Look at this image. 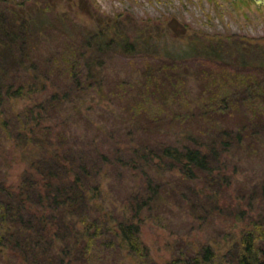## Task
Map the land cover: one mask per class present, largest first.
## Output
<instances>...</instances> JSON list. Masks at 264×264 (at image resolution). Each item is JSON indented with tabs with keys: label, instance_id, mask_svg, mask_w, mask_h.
I'll use <instances>...</instances> for the list:
<instances>
[{
	"label": "trees",
	"instance_id": "1",
	"mask_svg": "<svg viewBox=\"0 0 264 264\" xmlns=\"http://www.w3.org/2000/svg\"><path fill=\"white\" fill-rule=\"evenodd\" d=\"M59 5L0 0V254L16 257L18 264H88L97 261L94 252L107 230L121 250L140 258L147 253L140 239L148 221L142 213L164 204L187 215V208L170 197L192 206L191 198L215 197L209 189L228 181L227 158L235 145H242L241 130L247 128L234 130L225 122L244 115L246 107L264 111V90L255 77L244 75L239 90L191 91L193 76L181 58L171 55L146 66L135 79H122L111 68L112 55L154 53L164 46L146 28L128 30L120 12L81 31L72 7L60 10ZM194 36L199 44L190 49L209 61H258L243 39ZM115 101L125 104L120 114L126 110L131 117L125 139L105 135L94 120L96 112L92 117L93 107L114 112ZM152 101L165 112L160 108L164 114L148 120L150 131L168 132L175 123L170 115L206 126L192 129L190 122V130L178 128L161 140L141 138L139 125L145 121L132 111ZM79 117L93 132L77 131ZM170 176L177 191L171 188L168 197ZM112 180L131 191L122 221L95 217L96 211L107 214L102 197ZM230 238L233 246L218 254L210 244H197L178 249L166 264H211L214 259L218 264H264V224H244Z\"/></svg>",
	"mask_w": 264,
	"mask_h": 264
},
{
	"label": "rangeland",
	"instance_id": "2",
	"mask_svg": "<svg viewBox=\"0 0 264 264\" xmlns=\"http://www.w3.org/2000/svg\"><path fill=\"white\" fill-rule=\"evenodd\" d=\"M53 1L60 4L58 6L60 10L69 9L73 2V0ZM82 1L86 3L80 4L78 0V4L70 9L71 16L80 25L81 31L97 27L100 21L107 22V16L120 12L122 13L121 21L126 24L128 30L146 28L150 37L164 46L163 51L154 50V53L143 52L135 56L112 55L110 57L111 68L122 79H135L146 66L160 63L171 55L181 58L183 67L193 76L194 79L189 81L187 88L191 91L192 89L194 92L210 89L214 93L222 94L235 89L239 90L242 88L241 78L244 75L255 77L264 90V1L260 3L255 0ZM195 33L205 34L207 37L219 36V38L230 39V41L243 39V43L248 41L246 43L250 45L249 55L251 53L258 56V61L249 65L234 61L225 63L209 61L205 56L190 49L191 44H199L194 41ZM205 75L207 78L202 80ZM116 104L118 106L113 107L114 112L109 109L105 111L103 107H93L92 117L96 112L94 120L96 123L100 121L102 127L105 128V135L115 133L113 136L125 139L128 138L129 130H132L129 121L131 117L124 109L125 115L120 114L121 107L125 104L115 101ZM160 108L163 109L159 103L152 101L144 102L132 111L142 119L144 118L145 122L139 125L143 133L140 135L141 138L149 136L161 140L168 135L172 136L181 127L186 130H190L189 128L202 130L206 126L201 120L176 121L170 115L171 121L175 123L167 129L168 132L159 129L150 131L148 129L151 125L148 124V120L164 114L162 113L165 112L164 109L161 112ZM246 108L248 110L244 115H232L225 122L227 127L234 130H239L241 126L247 128L245 131L241 130L243 132L242 145H235L227 158L229 168L225 171L229 177L228 181L220 187L209 189V192L212 191L211 194H214V198L206 197L200 201L194 196L195 198H191V202H194L193 206L187 201L175 199L171 192L172 190H175L173 193L177 191L173 188L176 179L168 177L167 181L169 180L170 186L166 195L173 196L170 199L178 207L187 208V215L176 214L175 210H170L164 204L160 207L157 204L153 211L148 210L145 214L142 213V216H147L148 220L140 233V239L147 247V253L144 256L132 257L126 250H121L117 240L111 239L112 236H108L111 233L105 230L104 234L106 232L107 236L98 243L94 252L98 256H95L97 261H90L88 264H166L171 256L177 254L178 249L191 250L197 244H210L218 254L226 246L228 248L233 246L231 240L234 238L231 239L230 236L241 231L244 224L247 226L252 221L264 224V111L258 110L257 112L249 107ZM188 110L193 111L190 106ZM175 112L180 113V111ZM78 121L77 131L93 132L91 126L86 125V121L81 118ZM183 122L184 125H182ZM190 122L187 128V123ZM97 133L99 135L101 132L96 131L95 134ZM120 183L122 182L112 180L113 186L108 187L109 184L107 185L105 195L102 197L107 214L100 215L96 211V218L112 221L125 220L123 214L128 211L129 201L127 199L131 191L128 184ZM184 193L189 194L185 188ZM124 206L125 211L123 212ZM148 215L155 218V222L150 220ZM17 261L18 259L14 256L2 257L0 254V264H18L19 261ZM217 262L218 260L214 259L211 264H218Z\"/></svg>",
	"mask_w": 264,
	"mask_h": 264
},
{
	"label": "water",
	"instance_id": "3",
	"mask_svg": "<svg viewBox=\"0 0 264 264\" xmlns=\"http://www.w3.org/2000/svg\"><path fill=\"white\" fill-rule=\"evenodd\" d=\"M255 1H256L257 3H260V1H262V2H263L264 0H255Z\"/></svg>",
	"mask_w": 264,
	"mask_h": 264
}]
</instances>
